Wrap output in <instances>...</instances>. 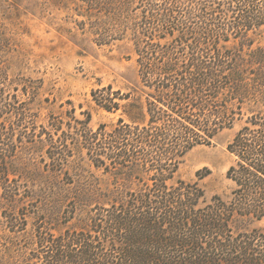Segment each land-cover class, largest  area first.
Masks as SVG:
<instances>
[{"label":"trees","instance_id":"trees-1","mask_svg":"<svg viewBox=\"0 0 264 264\" xmlns=\"http://www.w3.org/2000/svg\"><path fill=\"white\" fill-rule=\"evenodd\" d=\"M117 1L115 11L126 2L139 11L131 27L139 85L127 92L111 84L91 90L100 108L119 111L110 127L92 128L90 113L78 117L74 107L38 124L28 101L0 85V197L6 203L24 197L14 158L25 143L42 145L52 171L66 173L69 159L84 152L117 178L113 189L78 198L79 207L67 205L60 227L38 215L28 262L264 264V226L254 224L264 219V48H250L249 40L264 28V0ZM235 39L241 48L228 45ZM234 127L226 144L234 157L227 199L205 198L198 180L209 172L198 170L192 182L174 179L189 150ZM32 206L21 205L19 218L3 209L7 224L18 226L11 231L25 229Z\"/></svg>","mask_w":264,"mask_h":264},{"label":"rangeland","instance_id":"rangeland-1","mask_svg":"<svg viewBox=\"0 0 264 264\" xmlns=\"http://www.w3.org/2000/svg\"><path fill=\"white\" fill-rule=\"evenodd\" d=\"M116 5L117 0H0V85L5 82L7 90L17 93L19 102L28 101L38 124H45L50 113L71 107L78 117L88 111L94 129L99 123L110 127L116 122L119 111L100 108L91 95L92 89L107 84L122 92L134 91L139 85L131 38L139 11L132 10V2H126L120 12L115 11ZM249 38L250 48H264V28L250 33ZM228 45L241 48L237 39ZM243 48L244 52L249 49L246 44ZM24 89L28 93H23ZM236 128L220 131L211 145L189 150L174 179L192 182L197 180L198 170L209 172L198 180L205 198L218 194L227 199L233 183L226 171L234 157L226 144ZM46 160L40 144L25 143L17 148L14 163L24 197L13 205L0 197V264H32L27 258L38 215L48 220L45 225L60 227L58 218L67 205L75 201L79 207L78 198L114 188L115 175L95 167L84 152L69 159L66 173L50 170ZM27 202L33 203L35 212H27L24 230L11 231L18 226L7 224L3 209L19 218L20 206ZM254 224L264 226V219Z\"/></svg>","mask_w":264,"mask_h":264}]
</instances>
